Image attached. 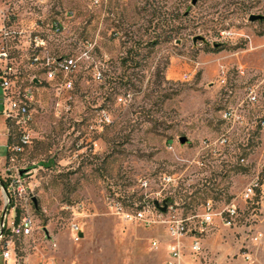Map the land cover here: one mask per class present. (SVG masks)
<instances>
[{"label":"rangeland","instance_id":"obj_1","mask_svg":"<svg viewBox=\"0 0 264 264\" xmlns=\"http://www.w3.org/2000/svg\"><path fill=\"white\" fill-rule=\"evenodd\" d=\"M0 13L15 32L8 43L13 90L42 81L31 104L30 143L5 165L7 149L0 145V177L7 184L5 167L22 170L24 185L14 206L0 187V218L6 207V223L17 207L33 222L30 234L5 236L14 264H165V223L122 221L108 206L113 190L131 204L166 200L163 216L189 218L192 231L208 199L215 209L236 199L232 225L215 218L200 234L199 263L264 264V188L247 202L238 198L264 163V85L256 103H244L242 125L230 129L221 118L264 74L241 75L228 59L264 33V20H248L251 13L264 15V0H0ZM53 19L63 26L59 34L50 30ZM38 21L47 41L40 56H78L83 39L95 45L91 59H79L72 90L46 82L44 60L33 62L25 35ZM218 43L225 47L207 50ZM226 130L228 143L210 144ZM4 131L0 117V144ZM163 175L174 180L165 184ZM263 175L264 168V183ZM255 232L262 233L257 242ZM190 259L186 250L184 264Z\"/></svg>","mask_w":264,"mask_h":264},{"label":"built area","instance_id":"obj_2","mask_svg":"<svg viewBox=\"0 0 264 264\" xmlns=\"http://www.w3.org/2000/svg\"><path fill=\"white\" fill-rule=\"evenodd\" d=\"M43 1V0H40ZM41 21L34 23L33 28L25 35L28 45L35 51L33 55V62L37 63L41 59L44 60V80L48 83H54L58 81V87L61 90H72L74 87L73 80L71 78L78 67L79 59H91L92 52L94 51V43L88 39H83L78 56L75 54L63 55L58 57H49V54L38 55L36 52L40 49L46 50L47 41L42 37L37 26ZM36 26V27H35ZM62 24L58 20H52L50 23V30L55 34H59L62 31ZM15 33V32H14ZM13 31L8 27L4 20V15L0 13V85L4 91L0 97V117L5 125V131L7 135V142L5 147L7 153L4 157L3 165L7 163L8 159H11V154L18 152L22 147L31 141V133L27 127L33 120L31 112V104L35 101V89L42 83L40 79H34L33 85L24 86L17 91L13 90V83L11 81L12 68L10 66V51H9V39L11 38ZM23 34V33H22ZM238 72L241 75H245L246 70L243 66H239ZM93 76L100 80L102 73L97 64L93 67ZM226 69L221 66L219 73V82L225 83ZM184 78H188L184 75ZM36 80V81H35ZM261 81L256 83H249L245 86V96L237 104L227 106L221 113L222 120L232 127L242 125L243 105L244 103L254 104L258 101L259 90L261 87ZM19 127V133L13 135L10 133V129L13 127ZM260 127L264 129V119L260 121ZM229 130L221 133L218 137L210 141V144L219 147L225 145L229 141ZM244 161V158H241ZM264 168V163L260 165V169L249 180L246 186L243 188L239 195L240 201L247 202L252 200L256 191H262L264 183L261 181L260 172ZM10 169L5 167L3 172L5 173V180L7 181V190L10 195V199H13L14 204L16 198L22 195L24 191V185L19 172H11ZM11 173H9V172ZM174 180L171 175H163L162 181L165 184H169ZM147 182L144 181L143 185ZM160 192L154 193L159 195ZM125 197H122L119 192L113 190L108 198V206L112 213L125 222H140L145 226H150L158 222L165 223L167 232L170 237V241L167 244V257L165 264H184V253L186 250L190 254V264H200L199 254L202 252V242L200 234L207 230L208 225L212 224L215 218H219L226 226L233 224L234 220L239 215V205L236 199L231 200L229 203L215 209L213 202L208 199L202 205V212L200 214L199 227L197 231H192L189 227V218H182L173 216L172 218H165L163 211L159 210L153 203H141L131 204L124 202ZM11 203V200H10ZM15 209V208H14ZM32 218L26 213H21L17 219L16 213L7 221L4 227L9 231L8 234L13 236H26L30 234L32 229ZM77 230V226H74ZM8 236V235H7ZM190 236L188 243L184 241L185 237ZM262 233L255 232L252 235L253 242H257L261 239ZM3 238V234L0 236V240ZM152 246L157 247V242L152 241ZM3 258V264H12L14 258L11 240L5 237L4 246L1 250ZM244 257L249 260L251 258L250 253H245Z\"/></svg>","mask_w":264,"mask_h":264},{"label":"crops","instance_id":"obj_3","mask_svg":"<svg viewBox=\"0 0 264 264\" xmlns=\"http://www.w3.org/2000/svg\"><path fill=\"white\" fill-rule=\"evenodd\" d=\"M219 57L223 56L221 53L218 54ZM230 62L235 64L237 67L243 66L245 70L250 73L251 78L256 77L254 73H257L259 70L264 69V33L260 36H255L251 42H249L248 46L241 49L240 51H234L230 53L228 56ZM254 72V73H253ZM257 82L261 81V85H264V74L261 78L256 79ZM2 119V117H1ZM4 125V122L2 120ZM4 142L0 145L5 146L7 142L6 131L3 132ZM11 219V218H10ZM15 257L12 259V264L15 263ZM0 264H3V258L0 253Z\"/></svg>","mask_w":264,"mask_h":264},{"label":"water","instance_id":"obj_4","mask_svg":"<svg viewBox=\"0 0 264 264\" xmlns=\"http://www.w3.org/2000/svg\"><path fill=\"white\" fill-rule=\"evenodd\" d=\"M248 20L251 21V22L252 21H257V20H264V15L251 13L248 16ZM198 38L202 39V37H198ZM186 140H187V138L185 136L179 137V142L180 143H184V142H186ZM22 172H23L22 170L19 171V175L20 176H21ZM0 187L3 190V192H4L6 204H10V200H11L10 199V195H9L7 187L5 186L4 181L2 180L1 177H0ZM32 203L34 205V208L37 209V199L35 197H32ZM154 205L161 211H165L166 208H167L166 200H163L162 205H160L159 201L155 200L154 201ZM6 210H7V208L5 207V209L3 210L2 216L0 218V236L3 234V231H4V225H5V220L4 219H5ZM44 231L47 234V230L44 229ZM78 236L79 237L83 236V232H82L81 228L78 231Z\"/></svg>","mask_w":264,"mask_h":264},{"label":"trees","instance_id":"obj_5","mask_svg":"<svg viewBox=\"0 0 264 264\" xmlns=\"http://www.w3.org/2000/svg\"><path fill=\"white\" fill-rule=\"evenodd\" d=\"M169 35H167L165 37V40H169L171 38V33H168ZM225 46L223 44H220L218 43L215 47H209L207 50L208 51H219V50H222ZM264 176V175H263ZM5 186L7 187V184L4 182ZM11 206H14V201L13 199H11V203H10ZM15 213H16V217L17 219L19 218V216L21 215V212L19 211V209L16 207L15 208ZM8 230L6 227H4V231H3V237H5L7 234H8Z\"/></svg>","mask_w":264,"mask_h":264}]
</instances>
